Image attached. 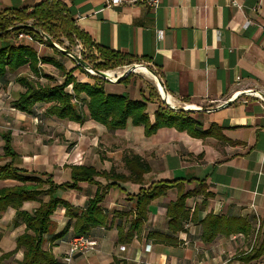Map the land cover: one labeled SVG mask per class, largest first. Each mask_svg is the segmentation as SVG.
<instances>
[{
	"label": "crops",
	"instance_id": "crops-1",
	"mask_svg": "<svg viewBox=\"0 0 264 264\" xmlns=\"http://www.w3.org/2000/svg\"><path fill=\"white\" fill-rule=\"evenodd\" d=\"M43 1L0 0V10L27 8L31 11ZM58 1L75 26L96 47L126 55L133 63L150 68L167 93V102L173 103L171 106L202 108V111L188 112V116L201 125L203 135L198 138L174 128H160L151 136H145L143 127L130 123L125 129L109 132L92 120L82 123L58 120L74 131L82 130L83 135L69 154V164L64 169L59 168V164L64 165L61 152L67 146L56 143L42 146L50 154L46 159H51L40 167L35 163L43 150L33 151L38 142L34 146L23 135L26 120L36 119L39 124L51 120L45 116L48 105H36L31 114L12 108L8 100L15 91L13 84L19 86L15 79L22 70L26 75L31 73L26 65L7 74L11 88L3 91L0 84V128L1 133H11L12 148L18 155L15 167L33 176L51 174L57 185L70 182L68 166L72 165L93 167L98 173L114 169L116 174L127 176L122 159L129 151L140 156L150 168L143 176V185L95 178L102 186L116 184L106 192L100 204L108 216V224L90 231L88 236L97 242L95 250L75 256L71 264H109L115 258L119 264H264V254L252 261L242 259L257 237L258 242L264 239V103L254 97L241 96L228 105L218 106L239 91L253 89L264 94V0H243L239 9L232 6L230 0H159L155 9L143 4L107 8L103 0ZM158 32H162L161 39ZM65 40L62 38L60 43ZM24 44L30 45L38 58H53L66 72L71 70L78 82L93 83V79L84 78L72 59L58 54L50 44L34 41ZM38 68L50 76L58 71L40 62ZM13 75L11 82L9 77ZM20 89L22 92L23 88ZM70 89L69 86L67 90ZM162 89L160 93L165 99ZM122 93L125 92L120 90L114 94ZM157 108L156 101L147 103L151 122ZM209 109L216 110L205 111ZM39 127L42 125L36 126ZM1 133L0 155H3ZM63 134L66 139L76 137L67 132ZM56 165L58 167L53 168ZM174 180H184V193L196 191L186 200V208L190 213L196 208L198 220L209 213L240 219L251 227L250 232L233 233L228 237L218 234L212 241L203 242L201 226L187 223L184 231L173 233L168 228L166 206L176 199L178 189L171 188L149 203L139 233L130 241L119 243L118 228L127 230L134 211V202L129 196L137 195L141 187L148 188L152 183ZM199 182L205 183L204 189H197ZM15 185L14 180H0V189ZM97 189L96 184L80 182L77 189L59 190L56 196L82 210ZM47 200V196L42 198V202ZM38 206V202H25L22 209L31 212ZM14 216L12 208L0 216V256L15 249V239L24 230L23 224L12 226ZM50 219L53 235L61 233L68 221L63 207H58ZM72 236L70 229L55 240L51 235L44 237L43 249L51 251L56 264H65ZM162 236L171 237L177 243L161 242ZM121 246L125 247L124 251L120 250ZM22 256V251H18L0 264H20Z\"/></svg>",
	"mask_w": 264,
	"mask_h": 264
},
{
	"label": "trees",
	"instance_id": "trees-1",
	"mask_svg": "<svg viewBox=\"0 0 264 264\" xmlns=\"http://www.w3.org/2000/svg\"><path fill=\"white\" fill-rule=\"evenodd\" d=\"M20 34L28 35L34 42L49 44L50 41L57 43L61 39H66L69 43L75 40L80 41L90 53L95 64V70H109L119 66L132 64L130 57L107 48H98L90 38L79 30L70 14L58 0H45L35 5L31 11L27 8H14L0 10V84L5 89L9 82L7 74L15 73L20 68L28 65L29 75H19L15 82L23 88L12 100L11 107L26 113H33V108L39 104H47L45 111L47 118H55L61 121L82 123L92 120L106 128L109 132L125 129L127 124L141 126L145 136H151L160 128H174L180 132H186L194 138L203 135L199 122L188 116V112H174L166 106H158L153 114V122L150 121L147 113V103L150 98L141 100L131 99L127 94L107 93L104 89L105 80L97 77L94 84L78 82L72 75V71L65 69L53 58H38L36 51L27 44L18 41ZM42 34L47 36L43 39ZM93 49L98 51V57H94ZM56 51V50H55ZM58 54L59 52L56 51ZM49 64L62 72V82L56 83L53 78L43 74L38 63ZM129 74L118 83H126L130 80ZM36 78L37 80H34ZM44 78L46 83H40L38 79ZM109 83V82H108ZM71 87L72 93L68 92ZM82 104L79 110L77 104ZM3 140V159L0 162V180H14L17 185L0 189V216L8 208L15 211L12 226L17 227L23 224L24 230L15 239V249L0 256V261L10 258L18 251H22L20 264H56L50 250L43 249L45 236H52V239L63 237L71 229L73 236L87 235L92 229L105 227L108 224V216L101 209L106 192L114 183H107L102 186L95 181L96 177H102L107 181H131L143 185L144 174L150 171L148 164L138 155L129 151L123 157V163L128 171L127 176L118 175L114 169L109 172L98 173L93 167L88 166H68L70 169V182L55 184L52 175L40 173V176L29 175L26 170L15 167L18 155L12 148L10 131L1 133ZM184 180H174L172 182L152 183L148 188L141 187L135 196H129L134 202L133 214L128 223L127 230L118 228V242L130 241L134 234L139 233L147 216L149 203L164 195L171 188L178 189V195L173 202L166 206V216L168 218V228L173 233L184 231L185 224L196 223L201 226V240L203 242L212 241L218 234L226 237L233 233H248L251 227L240 219L227 218L224 216L207 214L202 219H197V209L193 212L186 208V200L196 193L195 190L183 192ZM80 182L96 184L97 192L93 198H89L84 209H77L56 196L59 190L78 188ZM205 183H198V190L205 188ZM44 196L48 197L46 202H42ZM25 202H38L39 206L27 212L22 209ZM58 207L65 209V216L68 219L61 233L53 235L51 215ZM261 226L257 231L259 235ZM72 236V237H73ZM152 237L153 234H149ZM159 241L169 245H175L177 241L168 236H162ZM264 254V239L255 244L249 253L242 259L252 261ZM109 264H119L115 258Z\"/></svg>",
	"mask_w": 264,
	"mask_h": 264
},
{
	"label": "rangeland",
	"instance_id": "rangeland-1",
	"mask_svg": "<svg viewBox=\"0 0 264 264\" xmlns=\"http://www.w3.org/2000/svg\"><path fill=\"white\" fill-rule=\"evenodd\" d=\"M93 51L95 52L96 55H94V57H98V51L93 49ZM93 58H88V63L91 66H94L95 64L99 63V61H93ZM68 63V62H67ZM133 64H141V63H133ZM130 65V64H129ZM128 66V65H125ZM124 66V67H125ZM122 67V68H119ZM119 67H115L113 69H109L110 71H117V70H123V66H119ZM137 68H141L144 69L145 71H147L143 66L137 65L135 67H133V72L131 73L132 76L130 78V80L132 79V81L130 82H126V83H116L118 85H115V83H108L105 82L104 84V89L107 93H118V91L123 90L125 93L124 94H133V96H130L131 99H135V100H141L143 98H150L151 102L150 103H154L155 101L157 102L158 106H165L164 102H162L161 97L158 94V91L156 89L155 83L152 80V78L150 77V73H149V77H147L146 75H143L141 73H137L136 69ZM109 70H103V71H109ZM20 75H26L25 73H23V70L19 72ZM81 73H83L81 71ZM45 74V73H43ZM52 76H50L51 78H53L54 82L56 83H60L62 82L63 78H62V72L58 71H53ZM48 75V74H47ZM31 78H33L31 76V74L29 75ZM92 77V76H90ZM89 77V78H90ZM15 76H11L9 77L10 81H14ZM93 78H97V77H93ZM92 79V78H90ZM34 80H37L36 78H34ZM38 81L40 83H46L47 80L44 78L38 79ZM95 83V80L93 79V83ZM14 88L15 91L12 92L11 98L8 100V104H11V101L17 96V94L20 92V87L13 84L12 86ZM11 87H9V85L4 89L3 91H6L7 89H9ZM11 90V89H10ZM19 91V92H18ZM23 91V90H22ZM161 94V93H160ZM162 96V95H161ZM27 119V118H26ZM26 127H25V132L26 134L23 135L24 138H27L30 142H32V144L34 145V143L37 141L38 143L36 144V146L33 148V151H42V153L39 154L40 159L36 160L35 164H39L40 167L41 164H45L47 162L50 161V157H47V155H50L47 151V149H45L44 147H42L43 145H52V144H63L65 146H67V148L64 149L63 153V158H64V165L61 166V164H59V168H65V166H67L69 163V154H71V152L76 149L78 143H79V138L82 137L83 135V131L82 130H76L74 131L73 129H71L65 122H61L58 121L56 119H51V120H45L44 122H42V124H39V121L37 120H31L28 119L26 120ZM39 124V125H36ZM42 125V127L40 128H36V126H40ZM32 126H34V128L32 129ZM1 128H0V133H1ZM5 132V131H2ZM63 132H67L68 134H75L76 137L75 138H70V139H66L64 137ZM75 132V133H73ZM104 143V142H103ZM105 144V143H104ZM101 146H104L103 144H101ZM108 149L110 147H108V145H105ZM40 149V150H39ZM45 149V150H44ZM99 152V150H98ZM41 155L44 157V159H42ZM3 157L2 155H0V160H2ZM20 161V160H19ZM56 163V162H55ZM61 163V162H60ZM58 167L57 165L54 166L53 168Z\"/></svg>",
	"mask_w": 264,
	"mask_h": 264
},
{
	"label": "built area",
	"instance_id": "built-area-1",
	"mask_svg": "<svg viewBox=\"0 0 264 264\" xmlns=\"http://www.w3.org/2000/svg\"><path fill=\"white\" fill-rule=\"evenodd\" d=\"M103 2H104L105 7H107V8H117L119 6L143 4V5H146L150 8L155 9L159 4V0H103ZM242 2H243V0H230L231 5L238 8V9L241 7ZM42 36H43L44 40L47 39L44 36V34H42ZM157 36L159 39H161L162 38V32H158ZM18 41L24 43L25 41L31 42L33 40L28 35L20 34L18 36ZM55 43L57 44V46L59 48H61L63 50H67L70 54H73L74 56H76L80 60L84 61L93 69V67L88 63V58L90 56V53L88 52V50L84 47V45L80 41L75 40L74 43H69L67 40H65L62 43H57V42H55ZM93 55H96L94 51H93ZM75 66L82 70V72L84 74L83 75L84 78H87L89 76L98 77V75L96 73H94L92 70L82 68L76 62H75ZM129 66L130 65L125 66L122 71L120 70V72H117V74L115 76H112L111 78H117V77L121 76L124 73V71L129 68ZM100 71H102V70H100ZM103 72H106V71H103ZM155 86H156V89L158 91L159 96L161 97V99H163V96H161V94H160V90L162 88L156 83H155ZM68 92L72 93V90L70 89ZM241 96L254 97V98H257L264 103V94H261L255 90H253V89H247V90H243L242 92L239 91V92L234 93L228 101H224L223 103H221L218 106H223L229 101L234 102V101L240 99ZM74 102L77 104L79 110H82V104L80 102H77L76 100H74ZM182 108H194L195 110L202 111L201 107H195V106H189V105H184V106H182ZM206 112H208V110H206ZM50 119H53V118H50ZM96 245H97V242L95 240L91 239L87 235H80V236L71 237L68 241V249H67V252H66L65 257H64V263L65 264H71V262L75 256L83 255V254L94 251ZM120 250L124 251L125 247L121 246Z\"/></svg>",
	"mask_w": 264,
	"mask_h": 264
},
{
	"label": "water",
	"instance_id": "water-1",
	"mask_svg": "<svg viewBox=\"0 0 264 264\" xmlns=\"http://www.w3.org/2000/svg\"><path fill=\"white\" fill-rule=\"evenodd\" d=\"M45 37L48 38L47 36H45ZM49 44L54 49H56L58 52L66 55L68 58L70 57V59H72L74 62L78 63V65L80 67L88 69V70H92L94 73H96L98 75L99 78H101V79H103V80H105V81H107L109 83H118L119 81H121L125 77H127L129 74L134 73L133 70H132L133 67H135L137 65H140V66H143L153 76V78L155 79V83L158 84L162 88L161 83H160L159 79L157 78L156 74L150 68H148L145 65H142V64H130L129 68L127 70H125L124 73L121 76H119L117 78H111L110 76H107L106 72L92 69L87 63H85L84 61L80 60L79 58H77L73 54H70L67 50H63V49L59 48L54 41H50ZM163 92H164V95H165L166 98L164 99V97H163L162 101L164 102V105L167 108H169L170 110H172L174 112H180V111H183V112H195V111H200V110H195L194 108H182V107L175 108V107L171 106L166 100L167 97H168L167 93L164 90H163ZM229 103H231V102L229 101L225 105H228ZM213 110H216V109H209L208 112H212Z\"/></svg>",
	"mask_w": 264,
	"mask_h": 264
},
{
	"label": "bare ground",
	"instance_id": "bare-ground-1",
	"mask_svg": "<svg viewBox=\"0 0 264 264\" xmlns=\"http://www.w3.org/2000/svg\"><path fill=\"white\" fill-rule=\"evenodd\" d=\"M117 72H120V70H117L116 72L115 71H110L109 73H107V75L112 77V76H115L117 74ZM136 72L137 73H141V74L146 75L147 77H149V73L147 71H145L144 69L137 68ZM151 76L149 78H152V80L155 82V79L153 78V76L152 77ZM162 92H163V89H162ZM163 94H164V92H163ZM169 104H173V103H171V101H169Z\"/></svg>",
	"mask_w": 264,
	"mask_h": 264
}]
</instances>
